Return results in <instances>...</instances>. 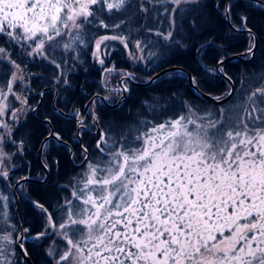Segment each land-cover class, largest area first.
Segmentation results:
<instances>
[{
    "label": "snow or ice",
    "instance_id": "6c2138e0",
    "mask_svg": "<svg viewBox=\"0 0 264 264\" xmlns=\"http://www.w3.org/2000/svg\"><path fill=\"white\" fill-rule=\"evenodd\" d=\"M160 7L166 30L157 27L159 19L152 23L153 12L161 15ZM247 7L264 11V0H0V184L10 186L15 161L24 159L33 140L32 133H21L20 119L24 110L36 108L14 86L23 84L30 92L31 82L43 81L39 86L55 90L57 96L68 92L80 49L87 47L85 24L114 33L95 42L93 58L101 65L105 41L120 40L129 47L127 39L116 34L124 19L109 23L102 18L113 10L142 16V30L158 37L157 43L164 42L165 51L152 52V57L183 48L189 40L199 54L202 48L193 38L204 36L217 16L223 27L211 29L218 43L209 47L228 48L233 34L245 33L250 38L245 57L251 60L258 39L243 11ZM135 47L144 52L148 44L137 40ZM224 62L217 57V72L231 83ZM103 71L110 74L115 68ZM122 76L126 93L134 77L130 72ZM189 79L198 87L195 77ZM98 99L93 97L83 114L53 108L54 115L43 118L44 131L36 138L40 155L47 158L50 147L63 146L71 156L57 121L72 119L78 140L88 130L85 116L94 125L99 122L93 107ZM145 105L154 110L147 101ZM199 111L188 104L163 121H137L115 135L112 129L102 131L95 160L81 145L84 170L57 190L54 202H31L38 210L31 228L21 227L9 215V196L0 193V264H28L29 240L40 248L44 264H264V77L248 85L242 114L235 119L223 108L217 116ZM58 164L42 163L43 182ZM28 179H15L17 188Z\"/></svg>",
    "mask_w": 264,
    "mask_h": 264
},
{
    "label": "trees",
    "instance_id": "16d2710c",
    "mask_svg": "<svg viewBox=\"0 0 264 264\" xmlns=\"http://www.w3.org/2000/svg\"><path fill=\"white\" fill-rule=\"evenodd\" d=\"M237 11H241V9L237 8ZM243 11L250 16L251 23L255 25L256 34L259 37V46L253 61L236 60L223 65L224 72L234 80L235 93L226 103L222 104V107L236 100L242 102V100L236 98L240 97L243 99L246 95L248 85L264 77V11L252 7H247ZM109 16L111 17L110 20L108 19ZM104 18L106 22L109 23L112 21L119 23L121 19H124L125 23L119 30L123 32L122 35L124 37L131 40L129 42L131 46L126 50L120 40L102 44L104 47L103 65L99 64L93 58L91 47H94L95 43L93 46L88 45L86 48L82 47L80 49V64L76 67L75 71L70 74L72 88L68 92L61 93L59 96L54 95L53 92H56L55 90L48 91L47 87L41 88L39 85L42 84L43 81L31 82L28 85V87L32 89L30 92L25 91L24 86L23 94L29 97L28 104L36 108V112L28 111L26 113L25 119L20 121L23 125L20 131L25 135L32 133L33 140L28 145L29 151L25 153L24 159L22 161H15V163L20 166L16 169L18 171H14V179L25 175L35 178H44L45 171L37 158L39 143L36 139L44 131L45 126L42 124L43 118L45 116L54 115L52 111L53 108H56L58 112L62 110L66 113H71L75 109L84 112V107L90 98L97 93H103L101 92L103 90H100L99 87L101 84L100 77L104 67L114 66V68L123 70L124 72L132 73L133 77H139V79L136 78V80L144 81L143 77L149 76L151 79L157 71L166 67L182 66L193 74L199 87L203 91L214 96L224 95L228 88H231V85L217 72H212L217 66L216 59L217 57L224 58L233 54L246 52L250 41V38L245 33L233 34L228 48L217 50L214 47H209L210 44L218 43V41H214L213 37L216 35V32L223 27V21L219 17L213 16L209 24L210 30L205 32L202 37L198 36L193 38L199 41V45L202 48L199 54H197L196 49L191 46L192 41L189 40L183 48H173L167 51L164 56L157 55L156 57H152L150 56L152 52L159 54L165 51L163 48L164 42L160 41L157 43L158 37L155 35H148L142 30L141 26L145 24V20L142 16H138L131 12L125 14L124 12L115 11L113 13L105 12ZM157 27L166 30L167 24L165 23V26H163L159 23ZM212 28H215L216 32L211 31ZM101 30L107 35H112L113 33L112 31H107L103 28L98 29L97 26L89 25L83 30V33H85V40H97L102 33ZM181 31H184V29L181 28ZM177 39H179V37H177ZM137 40L145 41L148 44L144 54L151 62L148 61L147 65L135 64L127 55L129 50L134 49L133 41ZM113 43H116L118 47L114 48V46L111 45ZM13 58H17V54L14 53ZM29 68L33 72L38 71V69L32 65H29ZM171 73L172 72H169L163 75L155 83L148 86H131L130 94L126 102L117 109L110 108L103 104L96 110L97 115L100 117L99 123L102 127L101 130L96 134L92 133L90 131L91 129L83 131L81 143L76 139L77 128L74 126L72 119L61 117L57 121V127L60 129L65 140L69 143L70 148H73L74 161L79 163L84 160V155L81 152V145L88 149L89 159L95 160L98 155L96 151V141L99 139V134L102 131L106 132L112 129V134L115 135L121 130H126L128 127H134L137 121H163L180 113L182 108L188 104L202 108L209 106L217 108L218 105H220L196 95L189 85V80H186L185 77L167 79ZM182 74L186 75L185 73ZM0 82H3L2 72H0ZM20 87L22 86L17 85V90H21ZM41 91L44 92L45 95L39 96L36 94ZM145 101L154 108L153 111H149L148 107L145 105ZM39 104L40 106H38ZM14 105L18 106L17 103ZM153 117H155L156 120H153ZM92 129L96 130L95 127ZM42 157L44 162L49 165H52L53 160H58L59 164L52 167L47 182H29L26 184V190L29 197L35 200H39L40 202H54L57 190L62 185H68L70 181L78 178V174L84 170V166L76 167L70 160L71 157L68 151L65 150L63 146L50 147L47 158L44 156ZM16 191L17 189L14 192L15 195ZM16 203L17 197L15 202H11L13 212L16 211ZM37 211L38 210L34 209L29 201L21 198L19 213L21 223L24 227L31 228L36 224ZM14 216L15 221H18L16 215ZM26 246L29 249L30 256L34 263L44 264V256L40 248L34 246V242L32 241H29ZM17 253L20 257L18 249Z\"/></svg>",
    "mask_w": 264,
    "mask_h": 264
},
{
    "label": "rangeland",
    "instance_id": "374dc122",
    "mask_svg": "<svg viewBox=\"0 0 264 264\" xmlns=\"http://www.w3.org/2000/svg\"><path fill=\"white\" fill-rule=\"evenodd\" d=\"M113 2H115V0H113ZM157 7H159V6H157ZM116 10H113V12H115ZM162 11H163V9H162V7H160V13H161V15H157V13L156 12H153V16H152V23H155L156 22V20L157 19H159V21H160V24H162L163 26H165V23H164V20H163V15H162ZM112 12V13H113ZM102 18H104V17H102ZM89 25H94V26H96V24L95 23H91V24H85L84 25V27H83V29H82V32H83V30L85 29V27L86 26H89ZM102 31V33L100 34V36H99V38H102L104 35H107V34H105L104 33V31L103 30H101ZM116 33L117 34H120V35H122V33L123 32H121L119 29H117L116 30ZM112 35H113V33H112ZM83 38H84V40H85V33H83ZM98 38V39H99ZM126 38V37H125ZM127 39V41H128V43L131 41L129 38H126ZM110 41H114V42H116L117 40H108V41H105L104 42V44L105 43H109ZM85 42H86V44H87V46L89 45V46H93L94 45V43L96 42V40H93V41H88V39L87 40H85ZM135 44H136V41H133V46H134V49H131V50H129V52H127V55H128V57L130 58V60L131 61H133L135 64H143V65H147V63H148V61H149V59L146 57V55L144 54V52H140L138 49H136V47H135ZM112 46H114V48L115 47H118V45L116 46V43H113V44H111ZM131 46V44L129 43V47ZM128 47V48H129ZM86 48V47H85ZM128 48H126V50L128 49ZM91 49H92V54H93V52H94V49H95V45H94V47H91ZM103 50H104V47H103V45H101V49H100V52H99V55H100V58H104V56H103ZM140 57H143V59H140ZM171 67V66H170ZM104 68H114V66H107V67H104ZM212 72L213 73H216L217 72V66H216V68H214V70H212ZM124 73V71L123 70H119V69H117V68H115V71H113L112 73H105L103 70H102V75H101V77H100V80H101V84H100V90H103V91H101V92H103L104 94H106L110 99V102H112V103H117L118 101H120L121 100V98L123 97V92L120 90V89H118L117 87L119 86L120 87V79H122V74ZM175 77H185L186 78V80H189L188 78H187V76L186 75H184V74H182V73H178V72H172L169 76H168V78L167 79H172V78H175ZM136 78H138L139 79V77H134V79H136ZM143 79H144V81H148V80H150V77L148 76V77H143ZM18 85H21L22 87H20V89L21 90H17V85H15L14 86V90L18 93V94H20V93H23V89H24V85L23 84H18ZM117 85V86H116ZM127 85H131V83L130 82H128V84ZM231 88L229 87L228 88V90H227V94L229 93V90H230ZM54 93V95H57L56 94V92H53ZM226 93L224 94V95H218L219 97H225L226 96ZM10 100L12 99L11 97L9 98ZM236 99H239V100H242L240 97H238V98H236ZM125 102H126V100H125ZM124 102V103H125ZM15 103H17L18 104V106H15V107H17V108H20L21 107V104L18 102V101H13V104H15ZM218 104V103H217ZM242 102L241 101H238V100H236L235 102H233V103H229V104H226V106L225 107H222V104H220V105H218V107L216 108V107H212V106H209V107H206V108H202V107H198V106H194L195 108H197V109H199L200 111H199V114H201V115H203V114H205V112H210L213 116H217V114H218V112H219V110L221 109V108H223L224 109V111H225V113L230 117V119H235L236 117H237V115H239V114H242ZM103 105V101L99 98L97 101H96V103H95V105L93 106L94 107V110H95V112H96V110H98L101 106ZM116 109L118 108V107H115ZM234 109V110H233ZM233 110V111H232ZM28 111L27 110H24L23 111V113H22V115H21V119H20V121H23L24 119H25V117H26V113H27ZM97 114V113H96ZM231 115V116H230ZM86 124L88 125V128L89 129H92V128H94V127H97V128H99L100 129V123H97V124H95L94 125V123H93V121H92V119L91 118H89V119H87L86 121ZM93 130H95V129H93ZM20 165L19 164H16V169L19 167ZM16 171H18V170H16ZM13 176H15L14 175V173H13ZM16 177H18V176H16ZM43 177V176H42ZM19 178V177H18ZM18 178H15V179H18ZM15 179L13 180V181H11L10 182V186L9 187H7V188H5L4 186H3V184H0V193H3V194H5V195H8L9 196V200H10V203H9V206H8V209H7V211H8V213H9V215L10 216H12V217H14L15 218V211L13 212L12 211V208H11V202H15V200H16V195H15V190H14V188H15ZM17 189V188H16ZM19 189V188H18ZM17 189V194H20L19 192H23V190H24V192H25V194L26 195H28L27 194V190H26V184H23V186H22V188H21V191L20 190H18ZM16 256H17V258L19 259L20 257L18 256V253H17V250H16Z\"/></svg>",
    "mask_w": 264,
    "mask_h": 264
},
{
    "label": "water",
    "instance_id": "95a60500",
    "mask_svg": "<svg viewBox=\"0 0 264 264\" xmlns=\"http://www.w3.org/2000/svg\"><path fill=\"white\" fill-rule=\"evenodd\" d=\"M256 36H257V34H256ZM257 39H258V44H257V47H256V51H257V48H258V46H259V37H258V36H257ZM256 51H255V54H256ZM253 59H254V58H253ZM253 59H251V60L247 59V58L245 57V52H243V53H237V54H233V55H230V56H226V57H224V60H225L224 64H226V63H228V62L236 61V60L253 61ZM169 72H180V73H185V74L188 76V78H190V77H194L193 74H192L190 71H188L186 68H184V67H182V66H171V67H166V68H164V69H161L160 71H157V72L151 77V79L148 80V81H139V80L132 79V80H130V82L133 83V84H135V85H137V86H148V85H151V84L155 83L160 77H162L163 75H165V74H167V73H169ZM218 74H219L220 76H222L219 72H218ZM228 76H229V75H228ZM222 77H223V76H222ZM223 78H224V77H223ZM122 79H123V77H122ZM122 79H121V82H120L121 85H120V87H119V89H121V90L123 89V86H124L123 83H122ZM225 79H226V78H225ZM226 80L229 82L228 79H226ZM229 83H230V82H229ZM189 85H190L192 91H193L196 95H198L199 97H201V98H205V99H208V100L213 101V102L218 103V104H224L225 102H227V101L233 96V94H234V92H235V83H234V80H233L232 78H231V83H230V85H231V89H232V94L229 95V93H228L226 97L221 98L219 101H216V100L210 98V97H216V96L211 95L210 93H207V92L203 91V90L199 87V85H198V87H193L192 84H191V82H190V79H189ZM122 92H123V91H122ZM128 95H129V91L126 92V93L123 92V97H122L121 100L118 101L117 103H110L108 100H105V99H104L105 96H103V95H98V96H99V98H102L103 101H104L108 106H110V107H112V108H115V107H120V106H122V105L124 104L125 100L127 99ZM94 97H95V96H94ZM92 99H93V97H92ZM92 99L89 100V101L87 102L86 105H89V104L91 103ZM40 102H41V101H40ZM87 118H88V117L86 116V117H85V120H86ZM79 137H80V136H79ZM80 142H81V139H80ZM71 153L73 154V150H71ZM37 158H38L40 164L42 165V163H44V161H43V159H42V156L40 155V148H39L38 153H37ZM71 159L73 160L72 155H71ZM76 165L78 166V164H76ZM48 177H49V174H48ZM48 177H47V181H48ZM43 181H44V179H39V178H35V177H32V176H29V179H28L27 181H22V183H24V182H36V183L40 182V183H44ZM16 188H17V186L15 185L14 190H16ZM19 190L21 191V188H19ZM21 193H22V191H21ZM16 195H17V194H16ZM17 196H18V195H17ZM30 201L32 202V201H36V200H35V199H30ZM27 260H28V264H34L32 258H31L30 256L27 258Z\"/></svg>",
    "mask_w": 264,
    "mask_h": 264
},
{
    "label": "bare ground",
    "instance_id": "6f19581e",
    "mask_svg": "<svg viewBox=\"0 0 264 264\" xmlns=\"http://www.w3.org/2000/svg\"><path fill=\"white\" fill-rule=\"evenodd\" d=\"M27 183H29V182H24V183H22V186H23V184H27ZM27 194H28V192H27ZM21 198L26 199V200L29 201L30 203H31L30 199H34V198H31V197H29V195H26L24 191H23L22 193L20 192V194H18V196H17L16 211H15L16 214H15V215H16V217H17L19 223H20V226H21V227H24V226L22 225V223H21V220H20V213H19V209H20V206H21ZM31 204H32V203H31ZM29 241H30V240H29ZM29 241H26V243H25V247H27L26 244H27ZM18 251H19V249H18ZM19 253H20V251H19ZM30 257H31V256H30ZM31 258H32V257H31ZM32 260H33V259H32ZM33 262H34V261H33ZM34 264H35V263H34Z\"/></svg>",
    "mask_w": 264,
    "mask_h": 264
},
{
    "label": "flooded vegetation",
    "instance_id": "af4514ba",
    "mask_svg": "<svg viewBox=\"0 0 264 264\" xmlns=\"http://www.w3.org/2000/svg\"><path fill=\"white\" fill-rule=\"evenodd\" d=\"M36 112V111H35ZM64 112V111H63ZM64 113H66V112H64ZM72 113V112H71ZM71 113H66V114H71ZM92 133H94V134H96L98 131H96V130H90ZM80 142V141H79ZM73 154H74V152H73ZM73 154H72V157H73ZM88 156V158H89V154L87 155ZM71 157V156H70ZM70 160L72 161V159L70 158ZM73 162V161H72ZM83 162V164L81 165L82 167L83 166H85V159L82 161ZM49 176H50V173H49ZM18 189V188H17ZM19 190V189H18ZM24 191V190H23ZM20 193V192H19Z\"/></svg>",
    "mask_w": 264,
    "mask_h": 264
}]
</instances>
